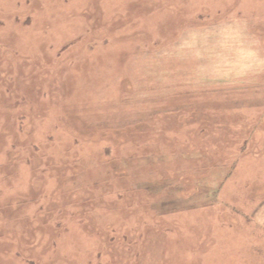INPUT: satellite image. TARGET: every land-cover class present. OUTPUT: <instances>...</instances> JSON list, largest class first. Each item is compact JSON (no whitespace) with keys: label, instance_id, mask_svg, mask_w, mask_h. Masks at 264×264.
Here are the masks:
<instances>
[{"label":"rangeland","instance_id":"1","mask_svg":"<svg viewBox=\"0 0 264 264\" xmlns=\"http://www.w3.org/2000/svg\"><path fill=\"white\" fill-rule=\"evenodd\" d=\"M0 264H264V0H0Z\"/></svg>","mask_w":264,"mask_h":264}]
</instances>
